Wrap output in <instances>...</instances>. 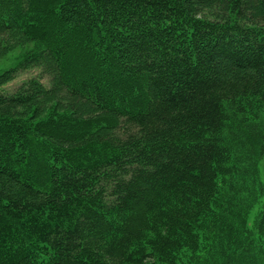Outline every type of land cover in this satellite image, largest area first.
Returning a JSON list of instances; mask_svg holds the SVG:
<instances>
[{"label":"trees","instance_id":"trees-1","mask_svg":"<svg viewBox=\"0 0 264 264\" xmlns=\"http://www.w3.org/2000/svg\"><path fill=\"white\" fill-rule=\"evenodd\" d=\"M19 48L0 264H264V185L223 191L264 123V0H0Z\"/></svg>","mask_w":264,"mask_h":264},{"label":"rangeland","instance_id":"rangeland-1","mask_svg":"<svg viewBox=\"0 0 264 264\" xmlns=\"http://www.w3.org/2000/svg\"><path fill=\"white\" fill-rule=\"evenodd\" d=\"M23 52V49H16L15 51L11 52L6 57L0 59V73L2 71H5L6 69L13 67L17 65L18 59ZM11 84L8 86L10 88ZM250 118V117H249ZM249 118H244L243 120H238L236 124H238L240 127V130L247 131L246 133L242 134L243 137H247L249 140L248 143H246L244 146H246V150H241V152H238L239 155V164H238V174L235 177H239V182H234V187L231 185H226L223 188V191L225 193L226 199H229L230 197L234 196L237 200H243L245 201L244 196L242 195L241 187L242 186H248L250 176L253 172L256 173V181L258 182L257 186L264 185V157L260 154V147L258 143V134L260 133L261 129L264 127V123L257 120H251ZM248 121V124H247ZM247 124V125H246ZM245 125L247 126V129H245ZM237 127L231 126L230 129L227 132H235V129ZM236 133H233L232 135H226L231 140L234 138ZM242 174V175H241ZM243 184H240L242 182ZM262 190V194H260L259 197H257L256 203H260V201H264V186ZM228 189H234L235 191L232 192L231 190L228 192ZM255 203V211H256V204ZM259 207V206H258ZM254 211V212H255Z\"/></svg>","mask_w":264,"mask_h":264}]
</instances>
